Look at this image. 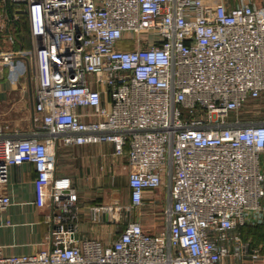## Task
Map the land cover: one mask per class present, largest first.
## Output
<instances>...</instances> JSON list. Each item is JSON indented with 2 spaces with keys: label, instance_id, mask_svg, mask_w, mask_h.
Instances as JSON below:
<instances>
[{
  "label": "built area",
  "instance_id": "obj_1",
  "mask_svg": "<svg viewBox=\"0 0 264 264\" xmlns=\"http://www.w3.org/2000/svg\"><path fill=\"white\" fill-rule=\"evenodd\" d=\"M7 4L14 23L21 11L28 17L39 130L20 137L0 126V213L12 204L10 166L32 163L37 203L52 201L46 221L77 219L72 179L56 174L60 140L113 143L132 165L130 203L94 205L97 220L142 213L147 190L165 198L154 201L163 205L158 233L131 220L105 243L51 226L36 253L5 255L0 246V264L258 257L242 229L264 223V0H0ZM14 59L0 52L1 64Z\"/></svg>",
  "mask_w": 264,
  "mask_h": 264
},
{
  "label": "crops",
  "instance_id": "obj_2",
  "mask_svg": "<svg viewBox=\"0 0 264 264\" xmlns=\"http://www.w3.org/2000/svg\"><path fill=\"white\" fill-rule=\"evenodd\" d=\"M261 4L262 0H255ZM5 30L0 32V52H11L15 59L10 64L0 63V126L8 125L12 134L29 136L38 131L33 121L35 90L29 88L35 72L34 44L29 31V39L18 41L15 37L17 25L11 21L15 13L13 5L0 7ZM20 17L28 20L25 12ZM8 34H13L11 43ZM124 48L133 45L121 44ZM2 67L6 68L2 72ZM17 83V84H16ZM28 85V87H27ZM87 110L79 108L78 111ZM90 120V118H85ZM127 156L115 154L113 143H90L64 145L60 140L57 147L56 174L72 179L78 192L77 219L74 222H60L50 225L46 215L50 214L52 201L47 198L42 204L36 201V170L32 163H23L9 168V183L6 192L12 204L0 213V246L5 255H29L43 249L47 232L52 228L67 231L71 240L99 239L105 243L115 240L131 220L142 222L144 229L158 233L163 228V218L159 211L163 205H155V198L164 199V191L145 192V206L142 213L134 210L121 212L116 222L108 214L94 218L92 207L96 204H128L131 201L128 186L132 171ZM243 237L259 249L258 257L246 256L237 259L233 256L224 259L223 264H264V223L259 227L242 229Z\"/></svg>",
  "mask_w": 264,
  "mask_h": 264
},
{
  "label": "rangeland",
  "instance_id": "obj_3",
  "mask_svg": "<svg viewBox=\"0 0 264 264\" xmlns=\"http://www.w3.org/2000/svg\"><path fill=\"white\" fill-rule=\"evenodd\" d=\"M255 1V0H254ZM260 1V0H258ZM239 3V0H231V4H237ZM260 4V3H259ZM19 21V26L17 28V33L16 34V38L18 39V41H26V39H29V32H28V20L24 17H20ZM2 23V19L0 18V24ZM155 38L153 35L151 36V39ZM5 70H7L6 68L4 69V67H2V72H4ZM17 84V83H16ZM28 87V85H27ZM29 88L34 91L35 90V84L33 82V80H30V85ZM263 105V112H264V101L262 102Z\"/></svg>",
  "mask_w": 264,
  "mask_h": 264
},
{
  "label": "trees",
  "instance_id": "obj_4",
  "mask_svg": "<svg viewBox=\"0 0 264 264\" xmlns=\"http://www.w3.org/2000/svg\"><path fill=\"white\" fill-rule=\"evenodd\" d=\"M16 25L17 27L19 26V21L16 22ZM261 225V224H260ZM260 225H255V226H247L248 228L249 227H259ZM247 227H244L243 229H246Z\"/></svg>",
  "mask_w": 264,
  "mask_h": 264
}]
</instances>
